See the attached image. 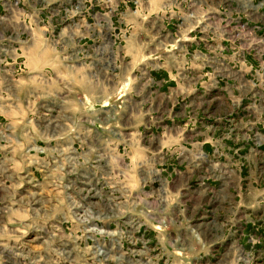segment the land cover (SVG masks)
<instances>
[{
  "label": "rangeland",
  "instance_id": "1",
  "mask_svg": "<svg viewBox=\"0 0 264 264\" xmlns=\"http://www.w3.org/2000/svg\"><path fill=\"white\" fill-rule=\"evenodd\" d=\"M127 3L133 12L140 9L135 11L131 3ZM23 4L27 9L28 1H23ZM120 6L117 7L118 24L113 34L118 45L130 36L129 28L124 27V17L119 15ZM94 9L86 12L88 27L78 35L89 42L87 46L105 33L94 26L99 20L95 18ZM49 14L53 20L45 26L36 25V14L32 10L0 19V33L20 41L17 57L23 70L12 86L6 87L5 81L0 80V122L6 127V130L0 129V135L6 137L5 142L0 141V264L7 259L5 254L11 258V264H99L92 252H76L75 237L67 240L68 261L62 255L65 249L58 242L60 236L53 239V250H39L40 243L33 240L30 230L31 225L41 221L30 218L29 207L23 204L30 198L23 190L30 179L27 174L34 167L45 168L41 175H34L44 183L43 201L45 197H96L99 191L100 195L115 197L117 202L128 207L133 218L146 225L150 239L164 249L172 264H264V112L254 108L253 103L258 94L254 87L264 86V43L254 44L252 37L247 35L240 50L251 67L232 70L233 73L225 75L227 80L214 77V84L226 83L229 90L225 99L218 93L213 94L211 108L203 110L214 120L212 132L218 140H214L212 146L221 152L215 158L211 176L214 182L222 184L224 191L229 192L230 201L226 200L217 214L192 216L194 211L186 210L185 205L180 208V197L184 193L178 194L174 190L178 176L172 170L177 161L175 157L178 158L181 150L191 149L188 145L175 138L163 139L161 149L158 137L137 138L138 124L123 128L122 124L110 122L99 125L100 132L94 134V126L85 124L86 115L75 121L63 114L68 96L66 76H61V46L45 43L50 44L65 36V26L69 21L65 22L67 18L55 5L50 7ZM78 15L75 14L73 19ZM135 21L140 22V18L135 17ZM182 38L172 36L179 43ZM46 50L53 53L47 59ZM54 61L57 68L50 65ZM36 62L39 65H35ZM35 69L41 70L33 71ZM114 78V74L103 73L101 80L108 82L105 88L116 82ZM124 98L111 102L117 110L116 118L123 112ZM260 109L264 110V102ZM132 120L140 122L137 116ZM139 131L143 134V125ZM157 144L161 150L159 154L162 153L159 155L162 159L157 163L166 161L165 165L152 164L156 154L151 152V148H157ZM30 149L36 151L28 152ZM39 150L45 151L40 154ZM181 158L186 156L182 154L180 162ZM195 160L199 162L198 156ZM180 169L183 172L185 167ZM203 180L204 174H197L190 185L197 187ZM45 182L62 183L68 189ZM80 188L83 193L72 195ZM19 198H22V203L17 202ZM59 203V200L57 203L47 202L48 215L56 216L67 210ZM211 206L214 209L219 207L216 201L209 209ZM160 221L172 224L158 228ZM103 223L110 232L104 239L106 246L111 249V242H119L125 247L122 242H129V229L125 231L120 225L115 227L107 221ZM62 239L66 241V237ZM128 246L134 254L123 248L126 252L121 259L123 264H127L125 261L129 257L133 260L139 258L136 254L141 246L130 243Z\"/></svg>",
  "mask_w": 264,
  "mask_h": 264
},
{
  "label": "crops",
  "instance_id": "2",
  "mask_svg": "<svg viewBox=\"0 0 264 264\" xmlns=\"http://www.w3.org/2000/svg\"><path fill=\"white\" fill-rule=\"evenodd\" d=\"M128 1L98 0L89 8H96L94 15L99 20H96L94 26L103 29L105 33L88 46L89 42L78 36L88 27L85 22L88 9L65 24V36L50 44L46 41L48 44L45 45L61 46V76H66L68 96L63 114L75 121L86 115L85 124L94 126V134L100 132L99 125L110 122L122 124L123 128L136 127L138 124L139 130L143 125V134L138 130L137 138L158 137L161 149V140L179 139L191 148L181 150L178 158L175 157L177 161L172 169L178 176L174 190L178 194L184 193L180 197V208L185 205L186 210L194 211L192 216L199 213L206 215L209 206L216 201L219 207L214 209L211 206V211L217 214L224 202L230 201V194L210 176L214 158L219 157L221 152L212 146V142L218 140L212 132L214 120L206 116L203 110L211 108L213 94L218 93L225 99L228 93V85L214 84V77L221 81L225 77L227 80L225 75L233 73L232 70L240 71L251 65L248 60L238 64L221 53H215L210 58L212 54L207 50V33L195 38L190 33L198 28L199 18L207 7L215 11L216 0H195V6L191 7L194 18L189 17L186 9L189 0H171L170 3H166L167 0H143L137 12L132 11ZM118 6L121 7L119 15L124 17V27L130 30V36L120 45L113 35L118 24ZM35 14L38 25L43 14L37 9ZM135 17L140 18V22H136ZM172 36L183 38L179 43ZM48 52L46 50L44 53L46 59L53 54ZM34 64L39 65L37 62ZM50 65L58 67L55 61ZM38 70L41 69L33 71ZM103 73L115 76L116 82L109 85L108 89L105 88L108 82L101 80ZM260 89L264 90V87ZM123 97V112L116 118L114 114H117V110L111 102ZM136 116L141 123L132 120ZM159 144L157 148H151V152L156 154L152 164L156 166L166 163H157L162 159ZM182 154L186 158H181L180 162ZM197 156L199 162L195 160ZM181 167H185L183 172ZM200 173L204 174L203 182L192 187L190 183Z\"/></svg>",
  "mask_w": 264,
  "mask_h": 264
},
{
  "label": "built area",
  "instance_id": "3",
  "mask_svg": "<svg viewBox=\"0 0 264 264\" xmlns=\"http://www.w3.org/2000/svg\"><path fill=\"white\" fill-rule=\"evenodd\" d=\"M23 1L25 0H0V19L4 20L8 16L18 15L20 12L25 13V10L35 12V9H37L43 14L39 19V23L45 26L53 20L49 13L50 7L55 5L60 13H64V18H67L65 22H68L74 18L75 14H80L85 9H89L98 0H27V9L24 8ZM142 2L143 0H130L135 11L140 8ZM170 2L171 0H169ZM195 3V0L187 2L186 9H188L187 12L190 18H194L193 13H191V7L195 6ZM214 9L215 11H212L211 7H207L203 16L199 18L200 23L198 28L192 30L190 33L193 34V38L207 33V50L212 54L210 58L214 57L213 54L215 53H221L228 56V59H233L234 62L237 61L238 64L245 62L244 55L240 50V47H244V38L248 35L252 37L254 44L264 43V0H216V7ZM262 30L263 32H261ZM260 32L261 35L259 34ZM217 42L219 43L217 44ZM20 47V41L16 37H5L0 33V80L5 81L6 87L14 85L23 73L22 62L17 57ZM260 86L264 87L261 84L254 87L258 91V94L255 95L253 103L254 108H257L260 112H264V110L260 109L261 104L264 102V90L260 89ZM1 124L0 122V129L6 130V127ZM5 140L6 137L0 135V141L5 142ZM31 151L36 150H28V152ZM43 151L45 150H39V153L43 154ZM34 168L27 174L30 179L28 184H25L23 193H28L30 198L23 204L29 207L30 213L28 215L30 218L41 221L38 224L31 225L30 230V233L34 237L33 240L40 243L39 250L42 248L45 251L53 250V239L60 236L61 240L58 242L64 246L65 250H62V252L66 253H62V255H65V259L68 261L69 255L66 248L69 247V244H67V240L69 237H75L76 252H92L98 259L99 264H105L106 262L123 264L121 259L126 252L134 254V251L128 246L129 243L130 245H140L141 247L136 254H139V258L133 260L129 257V260L125 261L127 264H148L150 261L152 264H160L161 262L163 264H172L171 257L168 256L164 249H161L158 243L155 245L150 239L146 225L140 219L133 218L134 216L130 214L128 207L126 208L125 205L117 202L115 197L111 198L104 194L100 195L101 192L99 191L96 192V197L85 196L78 198L67 196L61 199H57L58 197H45L43 201L41 193L45 187L44 183L40 182L34 175H41V173H44L45 168ZM46 183L54 187L64 186H62V183ZM64 189H68V186L65 185ZM37 191L39 192L37 193ZM79 192L83 193L82 188L77 192H72V195ZM50 200L55 203L59 200V205H63L62 208L66 207L67 210L56 216L48 215L50 209H48L47 202H50ZM17 202L22 203V198H19ZM0 204H2V200H0ZM122 207L124 208L121 210L120 208ZM207 214L213 215L211 209ZM106 221L115 227L120 225L125 231L129 229L131 233L129 242L127 240L128 243L125 240L122 242L125 247L119 242H111V249L106 246V240L104 239L110 235L109 230L103 223ZM169 224L172 223L160 221L157 223V226L159 228L160 226H168ZM65 237L66 241H63L62 238ZM84 237L85 239H83ZM123 248H126V252H124ZM5 257L7 259L3 260V264H11V258L6 254L4 255Z\"/></svg>",
  "mask_w": 264,
  "mask_h": 264
}]
</instances>
